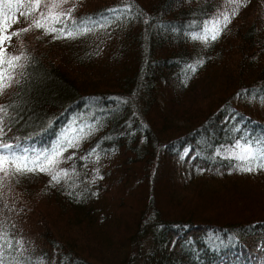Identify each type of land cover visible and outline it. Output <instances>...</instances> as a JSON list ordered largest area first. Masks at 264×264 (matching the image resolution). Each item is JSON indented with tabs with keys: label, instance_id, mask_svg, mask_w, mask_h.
Segmentation results:
<instances>
[{
	"label": "trees",
	"instance_id": "trees-1",
	"mask_svg": "<svg viewBox=\"0 0 264 264\" xmlns=\"http://www.w3.org/2000/svg\"><path fill=\"white\" fill-rule=\"evenodd\" d=\"M0 264H264V0H0Z\"/></svg>",
	"mask_w": 264,
	"mask_h": 264
},
{
	"label": "rangeland",
	"instance_id": "rangeland-1",
	"mask_svg": "<svg viewBox=\"0 0 264 264\" xmlns=\"http://www.w3.org/2000/svg\"><path fill=\"white\" fill-rule=\"evenodd\" d=\"M57 1H60V0H48V2H49L50 4L55 3V2H57ZM251 1H252V0H251ZM250 7H252V8L254 9L253 4H251ZM246 20H249V16L246 17ZM240 149H241V151H240V155H241V156H245V157L251 158V157H253V156L255 155V150L251 149L249 146H248V147H245V148H240ZM1 151H2V152H7L6 147H5V148L3 147V148L1 149ZM23 152H25V154H29V153H32L33 150H30V151H23Z\"/></svg>",
	"mask_w": 264,
	"mask_h": 264
}]
</instances>
